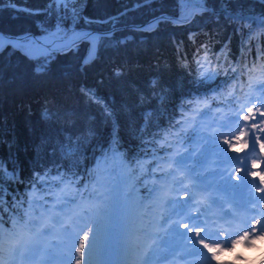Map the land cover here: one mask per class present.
I'll use <instances>...</instances> for the list:
<instances>
[{"label":"snow or ice","instance_id":"6c2138e0","mask_svg":"<svg viewBox=\"0 0 264 264\" xmlns=\"http://www.w3.org/2000/svg\"><path fill=\"white\" fill-rule=\"evenodd\" d=\"M193 2L203 6L204 11H210L217 18L223 16L233 22L249 21L250 30L251 22L255 21L258 27L264 29V12H261L260 16H256L254 13L245 12L242 8L233 9L230 6L231 0H219L218 7L213 5L211 8L208 6V0H193ZM83 3L84 0H49L48 4V11L57 19L55 32L50 33L52 37L58 36L60 43L65 48H70L81 41L89 42L88 56L85 57L81 71H84L97 58L96 52L99 48L113 42L115 39L113 33L120 19L119 16L97 20L85 17L86 24L110 25L111 27L96 31H78L77 22L82 17ZM143 3L148 4L149 0H143ZM8 5L20 11L12 3V0H8ZM166 22H170L169 17L154 16L144 24L133 25L132 29L153 32ZM249 34L251 35V31ZM45 41H48L47 37ZM6 42L29 54L36 50L37 46L41 50L45 48V44L29 36L19 37L14 41V38H6L0 33V49ZM51 43H55V40H52ZM115 43L117 45L126 43V38L125 40H115ZM203 47L205 49L203 55L195 60L199 69L197 82L206 84L214 81L221 71L228 77V80L221 82L219 90L211 89L216 95L209 97L207 93H204L193 96L191 99L181 100L178 107L182 119L173 125L170 118L169 128L163 130L162 136L159 125H156L158 131L151 130L152 113H148L145 122L135 130V135L141 142L140 151L144 157H148L149 146H151V159H141L139 155L129 156L127 153L121 152L122 145L116 133L111 137L107 148L102 150L105 159L118 160L122 167L132 169L129 178L138 172L145 178L152 177L153 182L156 183L155 173L163 172L164 175L158 179L160 181L171 180L174 184L182 185L189 195L188 200L183 202L169 200L166 194V184H162L158 189H150V194L153 192L162 194L161 199L166 206V211L160 213L159 219H155L151 215H141L139 212L141 206L133 202L132 196L128 192L118 190L97 180L91 187L83 184V192L75 193L80 199L79 201L74 199L71 203L76 204L79 211L65 212L64 208H67L69 203L65 197L72 191L74 185L80 184L78 173L73 169L76 168L84 143L93 130L89 129L88 135H82L75 139L71 135L66 136L55 144L49 140V144L53 148L54 158L51 163L56 169L55 176L52 175L53 168L40 165V153L37 154L38 158L32 175L26 179L21 178L15 166L9 169L5 162L0 161V264H22L25 259L34 258L38 252L44 251L39 246L41 238L46 234H51L58 225L60 232L72 241V246L67 248L64 257L66 264H72V261H75V264H112V261L106 257L114 251L127 254L128 258L120 264H138V260L140 264H153L154 261H157L158 264H166L169 260H187L191 256H201L207 264H213V262L229 264V262L221 260V253L234 251L236 245L242 242L255 244L258 240H264V207L260 204L261 201H264V195H256V193L264 194V171L249 170L246 156L227 155L229 149L233 152H242L249 147V143H251L252 152H255L258 144L260 152L264 153V139L261 135H257V133L264 134V78L254 75L257 71L255 65L240 70L237 67L224 68L218 63L219 57L215 58L217 62L214 64L213 58L209 56L208 46L204 45ZM46 65L47 62L38 63L36 72H45ZM259 70L264 75V65H261ZM229 72L233 75L230 76ZM113 74L119 78L123 73L117 68ZM245 74L248 76L246 90L245 83H236ZM150 84L153 88L157 87L155 79ZM80 90L90 101L94 100L96 103L102 104L106 119L113 118L112 108L104 102L103 97L97 95L95 89L82 86ZM160 93V98L163 100L165 98L164 90L160 89ZM143 99L141 97V102ZM210 100H222L231 110L229 115L222 113L221 118L214 119L213 123L208 126L217 129L216 131L201 138L205 147L201 152V159L197 163L203 165L208 162L210 157H215L214 166L218 171L211 173V176L215 178L213 183H207L209 180L207 176L193 175L195 169L188 167L190 155H180L176 152L167 158L158 156L159 148L173 147L170 137H175L176 141L180 142L185 124L199 127L196 116L206 117L212 111ZM185 105L191 106L190 111L194 115H188L189 110L185 108ZM217 111H221L219 105H217ZM43 117L52 120L56 118V114L45 110ZM233 124L236 126L235 129L231 127ZM172 127H176L177 130L173 132ZM196 127H193V131H196ZM220 136L224 137L222 141L218 139ZM245 137L248 139L245 140ZM238 144L241 147L238 148ZM225 145L227 147H224ZM57 153H59L60 159H67L70 162V166L63 165L66 169L64 172L59 170L60 166L55 158ZM230 161L241 163V166L235 169V174L224 168V165ZM260 162L264 163V160ZM257 164L258 161L253 159L251 161L252 169H255ZM249 176L252 177L251 180L248 179ZM232 180L237 183L232 184ZM16 183L27 184L24 193L17 194V189L11 187ZM38 185L40 190L45 185L50 189L54 186L60 188L58 192L50 191L48 193L53 197V205L47 212L39 214L36 213V208L38 202L43 200V196L38 195ZM61 185L63 187H60ZM209 188L216 191H231L234 194L233 199L239 197L243 201V204L238 206L246 208L253 214L251 221H245L242 234L240 229L235 232L228 231L231 225L223 229L218 227L217 220H223L225 217L231 216V213H222L219 217L207 214L212 206L217 204V201L209 197L205 199L210 202L205 203V199H198V196L207 192ZM132 191H135V187ZM9 197L10 199H8ZM57 203L64 205V208L59 212L55 210ZM4 213H8L11 221V226L7 229L3 227L5 221L2 216ZM181 228L185 231L181 232ZM222 236L223 239H221ZM177 241H179L178 244Z\"/></svg>","mask_w":264,"mask_h":264},{"label":"trees","instance_id":"16d2710c","mask_svg":"<svg viewBox=\"0 0 264 264\" xmlns=\"http://www.w3.org/2000/svg\"><path fill=\"white\" fill-rule=\"evenodd\" d=\"M12 3L20 11L9 6L8 0H0V29L4 32L18 35L27 31L43 34L55 30L57 19L48 11L49 0H12ZM196 5L193 0H149L148 4L143 0H84L77 30L111 27L86 24L85 17L97 20L119 16L117 26H125L141 24L164 12L187 15ZM213 5L218 7L219 0H208L209 8ZM230 6L256 16L264 12L262 0H231ZM171 21L175 20L162 23L153 32L128 27L115 30L113 42L99 48L97 58L84 71L80 69L90 47L87 41L66 51L38 57L29 56L12 44L4 47L0 51V161L9 169L15 166L21 178L26 179L32 175L38 153L40 165L53 168V148L49 140L55 144L69 135L75 139L88 135V130L92 129L73 169L80 181L77 186L82 187L95 174V164L105 157L102 150L107 148L114 133L119 136L121 152L151 159V146L148 157H144L140 151L141 142L135 135L148 113H152L151 130L158 131L156 125H159L162 136L163 130L169 128L170 118L173 125L179 121L181 100L204 93L209 97L216 95L211 89L219 90L221 82L228 77L221 71L214 81L197 82L199 69L195 60L203 55L204 45L208 46L214 64L219 57L218 63L224 68L240 70L255 65L254 75L261 74L264 29L255 21L251 22L250 30L249 21L217 18L203 7L190 21ZM129 34L133 36L129 38ZM123 37L126 43L117 45L115 40H123ZM41 62H47V70L38 73L35 69ZM117 68L123 73L119 78L113 74ZM229 75L233 74L229 72ZM153 79L157 81L156 88L150 84ZM241 80L246 84L248 76L242 75ZM82 86L95 89L97 95L104 98L113 110L112 119L105 118L102 104L82 94ZM160 89L164 90L163 100ZM219 101L222 100H210L212 103ZM190 107L185 105L186 109ZM45 110L55 113L56 118L45 119ZM163 149H158V155ZM55 158L59 170L66 171L63 165L70 166V162L60 159L59 153ZM55 174L53 168L52 175ZM134 179L143 190L150 187L138 172ZM11 187L19 194L25 192L27 184L16 183ZM2 219L4 228L11 226L8 213H4Z\"/></svg>","mask_w":264,"mask_h":264},{"label":"rangeland","instance_id":"374dc122","mask_svg":"<svg viewBox=\"0 0 264 264\" xmlns=\"http://www.w3.org/2000/svg\"><path fill=\"white\" fill-rule=\"evenodd\" d=\"M38 47L39 46H37V48ZM53 53L54 52H52V53L51 52H45L43 54H53ZM215 110H217V108ZM210 120H212V118ZM257 135H261L262 139H264L263 134L257 133ZM245 138H246L245 140L248 139L247 137H245ZM249 144H251V143H249ZM253 158L256 159L257 161H261V159H262V157L260 155H257V154H254ZM131 171H132L131 169H128L126 167H122L121 162L118 160H112V162H110V163L101 161L99 164L98 175L96 176V178L94 179L92 184L89 185V187H91L97 180H99L101 183L109 185L113 188H116V189L124 191V192H128L132 196L133 202L135 204L141 206V207H139L140 214L144 215L145 210L148 208V202L149 201L147 200V197H145V195L141 193V190L135 184L132 177L129 178V173ZM133 187H135V191H132ZM77 191L83 192V189L78 190V189L72 188V191L69 192L68 195L65 197V200H67L69 202L68 207L64 208L63 204L57 203L56 211L59 212L62 208H64L65 212L76 211L75 208L77 207V205L72 204L71 201L74 199L79 201V199H80L79 196H77L75 194ZM39 195H42V194H39ZM41 202L42 203L37 206V214H39L40 212H42L45 209L44 206L46 207V212H47L53 205V203H51V205L49 207L47 200H46V202H43V201H41ZM40 205H43V207H40ZM148 209H150V208H148ZM55 242L58 243L57 240ZM245 243H247V242H242V243L236 245L235 250L232 252L226 251V252L221 253V260L223 258H225V260L228 261L230 264H245V263L241 262V261H243V259L240 261L236 259V256H238L239 252H241L245 256H249L251 258V261L248 262L247 264H264V258H261V256L264 255V240L256 241L255 244H253V247L251 248V250L244 248ZM39 246L42 249L44 248V250H45L44 254L49 256V258H52L53 255L58 253V250L56 249V247L54 245L44 246V245H41L39 243ZM38 253H40V252H38ZM38 253L36 255H38ZM63 253L66 254V251H63ZM126 257H127V254H126ZM235 259L237 261H235V262L231 261V260H235ZM72 264H75V261H72ZM138 264H140V263L138 262Z\"/></svg>","mask_w":264,"mask_h":264},{"label":"bare ground","instance_id":"6f19581e","mask_svg":"<svg viewBox=\"0 0 264 264\" xmlns=\"http://www.w3.org/2000/svg\"><path fill=\"white\" fill-rule=\"evenodd\" d=\"M48 38V41H50L51 39H53V37L51 35H46V36H43L42 39L45 41V38ZM7 38V37H6ZM33 38V37H31ZM16 38H14V41H15ZM63 44L61 43H57L54 45V47H58V46H61ZM48 48H44L43 50H41L39 47L34 50L31 54L32 55H40V54H43L45 52H48ZM231 202H228V204H230ZM248 215V214H247ZM53 237H58V240H62L64 238V234H62L59 230V226H57V229L54 230L53 232H51V234H46L44 235L41 240L39 241L40 244L42 245H47L49 243L52 242L51 238ZM179 242V241H177ZM53 245L56 247V249L58 250V253L61 255L62 254V251H64V249H67L68 247L72 246V241L68 238L66 241H64L62 244H59L57 242H54ZM249 243H246L245 246L247 247H251V245H249ZM44 250V249H43ZM44 252V251H43ZM59 255V256H60ZM54 256L53 259H47L44 257V255H38L37 257H34L32 258V262L31 264H33V261L36 259V258H40L42 260V264H46L47 262H54V264H66L65 262V259H64V256ZM108 260L112 261V264H120V262L126 260L128 257H126V253L124 252H111L107 257H106ZM135 258V257H134ZM261 258H264V255L261 256ZM237 260H242L241 261L242 263H245L247 264L248 262L251 261V258L249 256H245L243 253H239L238 256L236 257ZM228 262V261H227ZM230 264V263H229Z\"/></svg>","mask_w":264,"mask_h":264},{"label":"water","instance_id":"95a60500","mask_svg":"<svg viewBox=\"0 0 264 264\" xmlns=\"http://www.w3.org/2000/svg\"><path fill=\"white\" fill-rule=\"evenodd\" d=\"M198 7L199 6H195L194 8H193V10L189 13V15H187V16H179V15H174V14H171V13H167V12H164V13H161L160 15H158V16H161V15H163V16H166V17H169L170 19H174V20H176V21H181V22H185V21H188V20H190V19H192L193 18V16H194V14H195V12L197 11V9H198ZM144 23H146V22H144ZM144 23H141V24H144ZM141 24H136V23H132V24H128V25H125V26H117L116 27V30L117 29H119V28H124V27H128V28H132V26L133 25H141ZM96 30H101V29H96V28H89V29H84V31H96ZM0 33H2L5 37H11V38H19V37H23V36H29V37H33L34 39H36V40H39V41H41V43L42 44H45V47L46 48H48L49 50V52H53V51H58V52H61V51H65V50H68V49H70V48H72V47H70V48H65L63 45H61V46H58V47H54V45L55 44H57V43H60V38H58V37H54L53 39H51L50 41H44L43 39H42V37H43V35H40V34H38V33H35V32H33V31H28V32H25V33H22V34H18V35H16V34H12V33H6V32H4L3 30H1L0 29ZM128 37L129 38H131L132 37V34H129L128 35ZM125 38H123V40H124ZM52 40H55V43H51V41ZM82 42V41H81ZM80 42H78L77 44H79ZM10 43H5V45H4V47H6L7 45H9ZM76 45V44H75ZM3 47V48H4ZM2 48V49H3ZM2 49H0V51L2 50ZM62 49V50H61ZM23 50V49H22ZM24 51V50H23ZM25 52V51H24ZM29 54V53H28ZM96 54H97V52H96ZM29 55H31V56H37V55H32V54H29ZM250 147H248V149H249Z\"/></svg>","mask_w":264,"mask_h":264}]
</instances>
